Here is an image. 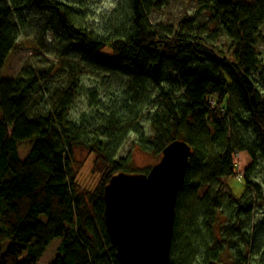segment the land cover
Wrapping results in <instances>:
<instances>
[{"label": "trees", "instance_id": "16d2710c", "mask_svg": "<svg viewBox=\"0 0 264 264\" xmlns=\"http://www.w3.org/2000/svg\"><path fill=\"white\" fill-rule=\"evenodd\" d=\"M200 1L232 39L231 52L199 35L195 17L182 19L177 31L154 26L150 15L168 0H121L99 32L64 0H0V75L24 15L36 10L51 14L65 32V51L79 59L61 61L68 65L62 85L52 82L54 63L24 67L0 83V264H38L57 237L51 264H121L105 225L104 191L120 172L151 170L134 171L133 158L121 156L132 133L138 147L161 157L174 139L192 146L170 264H239L262 254L264 220L251 218L264 207V0ZM85 65L101 71L91 73L104 94L101 86L86 88ZM82 86L88 108L72 117ZM77 148L95 155L93 171L102 177L93 189L78 181ZM240 151L252 161L237 196L221 182L237 175Z\"/></svg>", "mask_w": 264, "mask_h": 264}, {"label": "rangeland", "instance_id": "374dc122", "mask_svg": "<svg viewBox=\"0 0 264 264\" xmlns=\"http://www.w3.org/2000/svg\"><path fill=\"white\" fill-rule=\"evenodd\" d=\"M70 2L79 8V13L85 17L86 27L90 30H96L97 32L103 31V29L109 26L113 20V12L119 7L121 0H64ZM252 2L253 0H245ZM34 11L33 13L25 14L26 25L23 33L17 41L15 49L11 52L9 58L4 65V69L0 75V83L7 80V78H16L17 74L24 67L49 68L52 63L55 64L54 77L52 82L56 85L65 84L63 77H65L68 70V65L64 67L61 63L62 60L68 63H74L78 59V56L74 52H66L65 47L68 45V41L65 40V32L58 25L57 21H51V14L49 12ZM195 17L194 28L199 35H203L206 40L214 43L215 47H219L222 50L231 52L233 48V41L229 35L222 30V28L215 23L210 21L212 17L211 10L209 8H203L200 0H168L167 5L157 12L150 15L151 23L160 28L161 30L174 29L175 31L179 28V22L186 17ZM52 27L45 29L43 28L50 25ZM263 38L259 45V52L264 59V29L262 30ZM62 58V59H61ZM59 60V61H58ZM101 72L94 69L92 66L85 65L83 68L82 76L86 88L88 90L94 89L95 86H101L100 91L104 94L105 87L103 88L102 81L98 80L95 75L91 72ZM77 72V69H76ZM102 74V73H101ZM80 75V74H79ZM78 75V76H79ZM106 75V74H105ZM81 76V75H80ZM107 76V75H106ZM105 76V77H106ZM110 76V75H109ZM104 77V78H105ZM84 91L82 86L79 98L75 100L72 108V117H79L88 108L86 106L87 96L82 95ZM81 94V95H80ZM144 124V122H143ZM138 136L135 133L129 135L128 141H126L121 149V156H130L133 158L130 169L134 171H141L152 167L155 163L159 162L162 157L156 155L150 150L138 147L136 142ZM77 159L81 162L80 173L78 175V181L81 184L82 189H93L99 184V180L102 177V173L93 171L95 164V155L89 150L77 148ZM252 158L246 151H240L235 162L238 165L237 175L229 177V179L223 180L221 183L229 184L232 187L233 192L237 196H241L246 191V182L242 176L244 169L250 166ZM259 178L262 179L264 175V168L259 169ZM261 174V175H260ZM217 187L219 185H216ZM209 185L204 187V191H208ZM205 192H201L204 195ZM250 219V217H249ZM254 224L261 220H264V207H259L254 210L252 218ZM62 242L61 237H57L48 247L47 252L39 260L38 264H51L55 261V258L59 254V245ZM235 248L239 251L245 250V245L240 242L234 243ZM239 246V248H238ZM262 252L261 255L253 258V255H244V258L239 264H264V242L262 247L258 248ZM245 253V252H244ZM238 256H241L240 252ZM233 259H235L233 257ZM232 259V261H233Z\"/></svg>", "mask_w": 264, "mask_h": 264}, {"label": "water", "instance_id": "95a60500", "mask_svg": "<svg viewBox=\"0 0 264 264\" xmlns=\"http://www.w3.org/2000/svg\"><path fill=\"white\" fill-rule=\"evenodd\" d=\"M192 146L174 139L145 172H120L105 187V225L121 264H170L177 198Z\"/></svg>", "mask_w": 264, "mask_h": 264}]
</instances>
